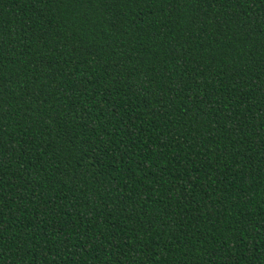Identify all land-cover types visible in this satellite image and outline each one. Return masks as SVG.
Wrapping results in <instances>:
<instances>
[{
  "label": "trees",
  "instance_id": "trees-1",
  "mask_svg": "<svg viewBox=\"0 0 264 264\" xmlns=\"http://www.w3.org/2000/svg\"><path fill=\"white\" fill-rule=\"evenodd\" d=\"M0 264H264V0H0Z\"/></svg>",
  "mask_w": 264,
  "mask_h": 264
}]
</instances>
